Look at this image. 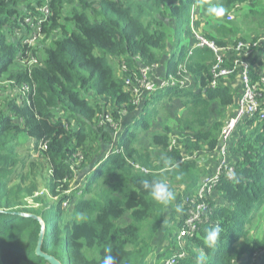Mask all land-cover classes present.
Instances as JSON below:
<instances>
[{
    "label": "trees",
    "instance_id": "trees-1",
    "mask_svg": "<svg viewBox=\"0 0 264 264\" xmlns=\"http://www.w3.org/2000/svg\"><path fill=\"white\" fill-rule=\"evenodd\" d=\"M246 1L201 0L206 12L211 5L229 11ZM46 4L50 13L41 23L45 40L32 47L23 42L26 32L20 38L15 33L26 25L25 18H44L41 9ZM198 4V0H0V79L6 76L30 85L25 93L15 90L14 96L0 100V264H50L36 252L43 227L42 251L62 264H100L105 249H111L115 264H148L154 257L156 264H163L172 256V247L178 246L177 221L186 210L183 194H193L202 170L197 159L181 161V149L170 148L168 125L151 135L147 147L137 145L140 131L151 129L148 115L158 114L162 99L180 100L185 113L178 118L177 142L187 153L213 151L224 123L213 120L212 104L229 110L239 89L222 83L205 92L177 86L155 91L134 120L126 118L117 145L122 151L112 150L107 157L103 153L97 164L87 167L113 137L109 125H100L101 115L112 113L118 120L119 112L135 110L126 79L142 65L163 63L174 75L184 65L202 86L211 78L214 51L197 47L190 52L193 36L190 44H182L179 35ZM205 34L219 45L227 44L224 38ZM30 51L39 62L23 66L19 60ZM13 67L18 69L12 72ZM22 132L34 139V150L50 164L53 203L43 196H36L41 207L22 200L35 191V186L14 181L24 166V158L16 154ZM80 151L84 160L74 169L72 157ZM231 153L235 178L222 180L221 202L210 201L212 210L199 223L198 233L185 240L187 257L177 264H196L197 256H203V264H249L252 254L264 249V236L249 231L256 212L264 207V120L239 124ZM84 177L79 187L78 180ZM153 178L173 192L175 199L169 204L155 201L143 188L141 180ZM75 191L81 192L77 200ZM73 199V209L67 212ZM22 213L37 215L43 223ZM126 215L131 222L120 224ZM215 225L221 232L209 246L207 232ZM163 239L170 247L161 251L157 247Z\"/></svg>",
    "mask_w": 264,
    "mask_h": 264
},
{
    "label": "built area",
    "instance_id": "built-area-1",
    "mask_svg": "<svg viewBox=\"0 0 264 264\" xmlns=\"http://www.w3.org/2000/svg\"><path fill=\"white\" fill-rule=\"evenodd\" d=\"M236 7L239 8V4H236L233 8ZM41 10L44 13V18L39 20L33 19V17L25 18V21L31 27L35 23L38 25V32L35 35H26L23 39L24 43L32 47L41 45L46 36L41 31V23L48 18L50 13L48 4L42 7ZM197 16L199 14H196L194 11L191 18V31L194 42L190 52H193L197 47H209L216 55V60L210 67L211 78L206 84L202 86L200 82H197L194 74L186 69L184 65H180L175 75L169 74L163 63L142 65L139 72H133L131 77L126 79L127 88L132 95L131 102L135 110L119 112L118 120L114 118L112 113L108 112L102 114L100 118L101 126L109 125L113 129V137L111 140L113 150L121 152L122 148L117 145L124 129L126 118L129 117L134 120L144 108L146 101L155 91L177 86L179 88L192 89L196 92L203 89V92H205L207 88H216L222 83L231 84L233 88L239 89L235 105H233V115L226 121L219 135L218 144L215 150L212 151L216 156L213 169L200 175L197 188L190 191L193 194H183L186 202L184 205L186 210L180 215L181 218L177 221V224L180 225L178 233H176L178 246L172 247V256L165 259L163 264H177L180 259L187 257L185 240L192 238L198 233L199 223L212 210L210 201L217 200L218 203L221 202L219 185L222 180H232L229 179V176L233 175L235 177L237 170L235 161L231 158V146L233 135L238 125L254 118L256 121L264 120V37L253 40L239 39L234 44L219 45L215 40L206 36L201 26L198 29L194 28V22H197ZM19 34L22 37L25 33L20 32ZM19 61L23 66L31 67L38 63L39 59L30 51L26 57ZM121 67L124 71L127 70L125 62H122ZM254 75H257V78H254ZM29 87L30 85L27 83L17 85L14 80L0 79V100L11 90L25 93L30 89ZM254 125V123L249 124L248 129H251ZM172 139L170 148L174 146L181 149L183 156L181 161L197 159L201 162V158H197L200 155L199 151L187 153L184 151L182 145L177 142L176 138L172 137ZM43 147H45V144ZM110 151L106 153L105 157H107ZM72 158L74 159L72 160L71 167L76 169L83 162L84 154L78 152ZM135 166L141 167L138 164H135ZM141 168L148 171L145 167ZM75 178H77L76 175ZM182 190H184L183 186L180 188V193ZM216 195L218 198H215ZM262 257H264V249H258L252 254L249 264H261Z\"/></svg>",
    "mask_w": 264,
    "mask_h": 264
},
{
    "label": "rangeland",
    "instance_id": "rangeland-1",
    "mask_svg": "<svg viewBox=\"0 0 264 264\" xmlns=\"http://www.w3.org/2000/svg\"><path fill=\"white\" fill-rule=\"evenodd\" d=\"M198 3H199L198 7L193 9V12H192V15L194 11L196 14L197 13L199 14V16L196 17L197 22H194V28L198 29V27L201 26L204 32L206 31L207 33H212V34L214 32H217L219 35H221V33L219 32L220 28H226L227 30L226 32L228 33V25H229L230 27H232V29H235L234 33H240L244 36V35L252 34V30L255 26H257V22H258L260 26L257 28L256 34L259 36L260 34L264 33V0H248L246 2L241 3L240 8H237V7L232 8L229 11H228V8L227 9L223 8L224 12H223V15L221 16L209 15L203 9L201 0H198ZM225 12L227 13L226 16L224 15ZM25 23H26L25 26L16 30L15 36L17 38H20L21 36L19 34L20 32L21 33L26 32L27 35H31V36L35 35L38 32L37 23L33 24L34 28L31 27V29L29 30L27 29L29 24L26 21ZM218 24H221L222 27L221 26L218 27L217 26ZM190 28H192L191 21L189 25L187 24L185 26V31L180 30L179 35H180L182 44L191 43L192 32ZM235 41L236 42L239 41L238 37L236 39L227 40V44H234ZM175 46H176V49H179L180 47L177 44ZM17 69L18 67H13L12 72H15ZM2 80H8V78L5 76V79H2ZM15 83L19 85L18 82L15 81ZM8 94H11L12 96H14L16 93L13 90H11L8 93H6L3 96V98H5V96ZM162 100L163 101L160 103L159 106L157 104L158 114L148 115V119L150 120V123H151V129L148 131H144L140 129L141 130L140 136H139L140 138H139V141L137 142L138 143L137 145L141 147H144V146L147 147L150 143L151 135L154 132L163 131L165 128V125H168L171 128V132H170L171 136L176 139L178 138V134L180 132V123L178 122V118L183 116V114L185 113V107L183 106L180 100H176V99L172 101H168L166 99H162ZM211 109H212L213 120L216 118H219L224 123V125L226 121L231 117V115H233V112H234L233 107L232 108L230 107L229 110H226L225 108L221 107L219 103H213ZM153 112L155 113L156 110L155 111L153 110ZM125 127L126 126H124V128ZM103 146H104L103 149L99 151L98 153H96L95 156L93 157V159L95 158V161L89 163L87 168H92L93 165L97 164L98 158H101L103 156V153H107L110 150L111 146L109 143L106 144V142H104ZM112 150L113 148L111 149V151ZM199 152H200V155L197 158H201V161L203 163L205 162L211 163V166H208V167L204 165L203 169H205L208 172L211 171L214 167V163L211 162V160L212 158L214 160L215 156L212 157V156H209L208 154H212V150L210 151L203 150V152L202 151H199ZM80 153L83 154V152L81 151ZM16 154L20 156L21 158H24V166L22 167V165H20L19 167L20 175L16 176L14 178V181L20 182L25 187L35 186L34 195H26L25 197L22 198V200L26 202L27 205H32L35 207L42 206L41 201H36V196H39V197L43 196L46 199V201L49 203L55 202L56 199L50 196L49 194L50 192L48 189V181H49V177L51 174L50 164L45 159V157H43L42 154H40V152H37L34 150V139L29 137L24 132L20 133L16 141ZM231 158H233L232 154H231ZM83 172L84 171H82L81 174H83ZM85 178L86 177L78 180L77 184L79 187H82L84 185L85 180H86ZM79 193L75 191L74 192L75 195L73 198H76L77 200ZM215 198H218V196L216 195ZM73 206H74V199H73V202H71L68 205L67 212H71L73 209ZM118 222L120 224H125V223L127 224L131 222V219L129 218L128 215H126ZM249 231L252 236H255V237L264 236V207H262L260 210L256 212V216H254L252 223L249 225ZM143 232L147 233L146 226ZM161 234H163V232ZM168 243L166 240L165 249H168L170 247ZM157 248L160 249V246H158ZM93 254H94L93 252L90 253V255H93ZM154 259L153 258L149 259L148 264H156Z\"/></svg>",
    "mask_w": 264,
    "mask_h": 264
},
{
    "label": "clouds",
    "instance_id": "clouds-1",
    "mask_svg": "<svg viewBox=\"0 0 264 264\" xmlns=\"http://www.w3.org/2000/svg\"><path fill=\"white\" fill-rule=\"evenodd\" d=\"M207 12L209 15L212 16H221L223 15L224 9L221 5L218 4L211 5L207 9ZM234 178H235L234 175L229 176V179H234ZM141 184L143 188L149 192L151 197L155 201L161 204L167 205L169 204V202L175 199L173 192L169 190V186L161 180H157L155 178L151 180L143 179L141 180ZM180 210L181 209L177 207V211ZM220 232H221V228L218 225H215L208 230L206 241L209 244V246H212L216 242ZM100 264H115V258L111 254V249H105V255L102 261L100 262ZM196 264H203V256H197Z\"/></svg>",
    "mask_w": 264,
    "mask_h": 264
},
{
    "label": "crops",
    "instance_id": "crops-1",
    "mask_svg": "<svg viewBox=\"0 0 264 264\" xmlns=\"http://www.w3.org/2000/svg\"><path fill=\"white\" fill-rule=\"evenodd\" d=\"M240 6H241V4H239V8H240ZM254 16V15H253ZM255 17V16H254ZM256 18V17H255ZM260 25L258 24V22H257V26H255L254 28H253V30H252V34H250V35H242V34H240V33H234V31H235V29H232V27H230L229 25H228V33L227 32H224V34H221V35H219L217 32H214L213 33V35H215V36H220L221 38H224L225 40H230V39H236L237 37L239 38V39H242L241 37H246V40H253V39H258L260 36L261 37H263L264 35H262V34H264V33H262V34H260L259 36L256 34V30H257V28L259 27ZM206 32V31H205ZM237 35V36H236ZM244 39V38H243ZM110 144V146H111V143H109ZM111 148H112V146L110 147V150H111ZM109 150V151H110ZM209 156H212V157H214L215 155H214V152H212V154H208ZM215 159H216V156L214 157ZM215 159L213 160V158H212V160H211V162H213L214 164H215ZM208 164H210V165H208ZM198 165H199V168H201V170H202V173L201 174H205V173H207L208 171H206L205 169H203V166L205 165V166H211V163H209V162H205V163H203L202 161L200 162L199 160H198ZM90 172V171H89ZM89 172H88V174H89ZM200 174V175H201ZM165 247H166V241L165 240H162L161 241V247H160V250H167V249H165Z\"/></svg>",
    "mask_w": 264,
    "mask_h": 264
},
{
    "label": "water",
    "instance_id": "water-1",
    "mask_svg": "<svg viewBox=\"0 0 264 264\" xmlns=\"http://www.w3.org/2000/svg\"><path fill=\"white\" fill-rule=\"evenodd\" d=\"M22 214L28 215V216H33L35 218L40 219V217H38L37 215H34V214H29V213H25V214L22 213ZM41 222H42V220H41ZM43 233H44V227L42 228L41 233H40V238H39L38 246L36 249L37 254L46 258V260H48V262L50 264H62V262L58 258H56L54 255L42 251L41 244H42V240H43Z\"/></svg>",
    "mask_w": 264,
    "mask_h": 264
}]
</instances>
